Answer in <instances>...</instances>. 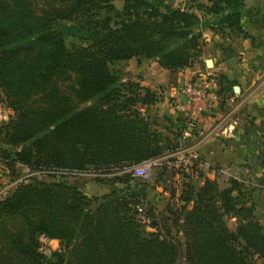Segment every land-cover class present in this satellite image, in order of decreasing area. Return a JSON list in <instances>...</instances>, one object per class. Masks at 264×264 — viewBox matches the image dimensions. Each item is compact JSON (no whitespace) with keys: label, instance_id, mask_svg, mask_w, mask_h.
<instances>
[{"label":"trees","instance_id":"1","mask_svg":"<svg viewBox=\"0 0 264 264\" xmlns=\"http://www.w3.org/2000/svg\"><path fill=\"white\" fill-rule=\"evenodd\" d=\"M116 1L0 0V101L10 110L0 123L4 164L83 169L177 147L186 142V118L162 114L171 125L159 123L148 112L157 90L121 63L153 58L173 72L196 60L204 27L251 35L241 22L244 0ZM215 79L223 103L231 80L224 73ZM260 137L254 155L262 167ZM245 164L257 177L254 187L208 177L184 182L182 204L162 217L168 236L136 217V205H144L148 224L158 227L146 179L117 177L108 191L88 195L60 173L33 174L0 198V264H176L170 228L184 237L185 264H262L264 173ZM229 216L237 218L234 229ZM41 233L59 247L41 252Z\"/></svg>","mask_w":264,"mask_h":264},{"label":"crops","instance_id":"2","mask_svg":"<svg viewBox=\"0 0 264 264\" xmlns=\"http://www.w3.org/2000/svg\"><path fill=\"white\" fill-rule=\"evenodd\" d=\"M187 1L174 3L183 6ZM241 22L250 36L231 38L209 27L202 28L200 54L189 66L172 72L153 58L131 57L123 61L124 69L131 78L157 90L159 99L152 107L161 105L158 111L167 110L173 119L186 118V127L189 115L186 103L177 95L180 84L205 75L216 92L215 78L224 73L231 80L232 92H228L223 103L218 95L213 108L195 120L194 133L186 135V141L207 159L233 161L246 167L249 165L245 163L250 162L263 172L254 154L259 153L257 143L264 129V0H244ZM208 58L212 61L210 66L205 63ZM158 84H166V90L160 91ZM234 84L238 85L237 91ZM195 178L202 182V178ZM52 241L58 243L57 239Z\"/></svg>","mask_w":264,"mask_h":264},{"label":"rangeland","instance_id":"3","mask_svg":"<svg viewBox=\"0 0 264 264\" xmlns=\"http://www.w3.org/2000/svg\"><path fill=\"white\" fill-rule=\"evenodd\" d=\"M116 4L120 5V0H117ZM121 65L124 66V62H122ZM157 87L160 91H165L167 85L158 84ZM158 109H162V106L157 105L154 107H149L148 112L151 115L157 114L159 123L171 125V120L167 121L166 118L161 117L162 114L166 115V117L169 115L167 110L164 109L159 112ZM262 137L264 138V136ZM262 137H260V141L263 142L264 139ZM1 146L2 145L0 141V155H2V153H4L5 151ZM11 148L15 149V147ZM166 153L168 154H166L165 156H160V159L158 160L159 163L151 168L150 177L146 179L148 180L147 196L149 201L154 204L155 211L157 213L158 227L155 228V226L146 225L150 223L151 218H149L147 215V217L144 215L143 217L145 221H143L140 217L141 215L136 212V217L140 222L144 223L148 230L158 229V231L165 236L168 235L166 234L167 230L164 227L165 219L162 217L167 216L169 218H172L175 214V212L173 211L177 210L178 205L182 204V200L178 198V195L180 193V187H183L184 182L188 181L194 185H199L200 183L197 182V180H194L196 179L195 177H199L200 179L202 178V181L205 177H208L210 179L217 180L221 186L228 185L231 179L237 180L239 183L243 184L247 188L254 187L257 184V177L251 173L249 167L239 165L233 161H227L228 163L226 161H224L226 163H219L215 160H209L198 149L189 146V143H187V141L180 143L177 147L166 151ZM171 153L173 155L170 156L169 154ZM194 153H197L198 158L190 156ZM179 155H183L184 159L177 158L179 157ZM186 156L190 158V163L186 162ZM204 161H210L214 163V166L218 169L215 171L209 169L207 164L203 163ZM184 162L186 163L183 164ZM200 162L202 165L199 166ZM130 164L132 163L97 167L88 166L87 168L83 169L58 168L53 170H55L56 172L60 171V174L67 176L71 180L76 181L79 184V187L86 194L91 195L100 194L108 191L112 187L113 183L117 182V177H124L126 175L131 174V171L129 169ZM12 168L9 165L4 164L0 160V198L5 196L8 191L12 190L22 180L27 181L28 177H30L31 175L41 174L42 172H44L43 170H45L38 169L27 164H16V167L14 166V168ZM141 207L142 210L145 211L144 205H141ZM261 207L263 210L262 214L259 216V220L264 226V200L262 201ZM226 220L228 227L230 229H234L237 224L236 216L226 217ZM170 230L172 233L171 236H173V240L177 243L179 247V256L176 264H185L183 257L184 237L181 232H177L174 228H170ZM52 239L55 238H50V240L48 241V245L51 250L59 247V243L56 242L54 244Z\"/></svg>","mask_w":264,"mask_h":264},{"label":"built area","instance_id":"4","mask_svg":"<svg viewBox=\"0 0 264 264\" xmlns=\"http://www.w3.org/2000/svg\"><path fill=\"white\" fill-rule=\"evenodd\" d=\"M177 95H179L186 103V106L188 109V115H189L188 125L191 129L192 127L194 128V126L196 125L195 120H197L200 116H202L204 112L210 111L213 108L215 101L218 100V94L214 91V89H212V87L210 86V80H208L205 75L198 77L194 80H188L180 84V86L177 89ZM9 113H10V110L8 106H6L0 101V123L8 119ZM190 128H184V130L182 131V135L183 136L190 135L191 133ZM169 155L171 156L173 154L171 153ZM160 156L161 155L147 157L138 162H133L132 164H130V167H129L131 174L135 177H139L142 179H148L150 177L151 168L159 163L158 160L160 159ZM190 156H193L194 158L195 157L198 158L197 153L191 154ZM177 158L184 159L183 155H179V157ZM189 159L190 158L186 156L187 163H190ZM186 162H184L183 164H185ZM203 163H206L208 168L212 169L213 171L218 169L217 167L214 166V163L210 161H204ZM16 164H23V163L17 161ZM200 165H202L201 162L199 163V166ZM53 169H58V168H48L43 171L53 172V173L60 172V171L56 172ZM136 211L139 215H141L140 217L142 218V220L145 221L143 216L144 215L146 216V214L142 210L141 205L139 204L136 205ZM146 225L150 226L149 224H146ZM49 240L50 238L44 233H41L39 235V250L41 252L49 253L51 251L48 245Z\"/></svg>","mask_w":264,"mask_h":264},{"label":"water","instance_id":"5","mask_svg":"<svg viewBox=\"0 0 264 264\" xmlns=\"http://www.w3.org/2000/svg\"><path fill=\"white\" fill-rule=\"evenodd\" d=\"M205 63H206L207 66H210V65L212 64V61H211L210 58H208V59L205 60ZM233 89H234L235 91H237V90H238V85H237V84H234V85H233Z\"/></svg>","mask_w":264,"mask_h":264}]
</instances>
